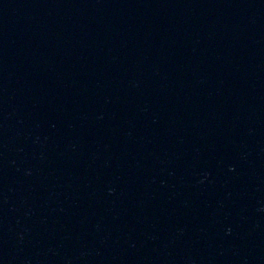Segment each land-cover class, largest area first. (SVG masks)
Wrapping results in <instances>:
<instances>
[{
    "label": "water",
    "instance_id": "1",
    "mask_svg": "<svg viewBox=\"0 0 264 264\" xmlns=\"http://www.w3.org/2000/svg\"><path fill=\"white\" fill-rule=\"evenodd\" d=\"M0 264H264V0H0Z\"/></svg>",
    "mask_w": 264,
    "mask_h": 264
}]
</instances>
